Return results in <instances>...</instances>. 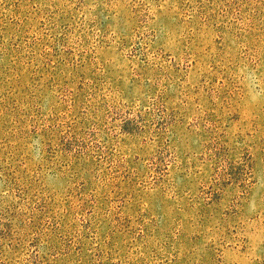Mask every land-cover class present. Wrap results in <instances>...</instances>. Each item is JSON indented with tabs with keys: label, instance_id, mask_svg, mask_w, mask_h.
<instances>
[{
	"label": "rangeland",
	"instance_id": "374dc122",
	"mask_svg": "<svg viewBox=\"0 0 264 264\" xmlns=\"http://www.w3.org/2000/svg\"><path fill=\"white\" fill-rule=\"evenodd\" d=\"M0 264H264V0H0Z\"/></svg>",
	"mask_w": 264,
	"mask_h": 264
}]
</instances>
